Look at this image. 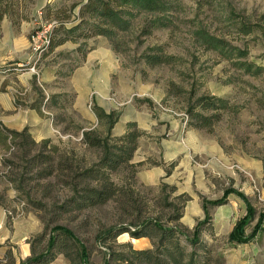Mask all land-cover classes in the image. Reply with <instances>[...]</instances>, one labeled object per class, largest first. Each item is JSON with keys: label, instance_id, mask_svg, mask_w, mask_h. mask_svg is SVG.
Segmentation results:
<instances>
[{"label": "rangeland", "instance_id": "obj_1", "mask_svg": "<svg viewBox=\"0 0 264 264\" xmlns=\"http://www.w3.org/2000/svg\"><path fill=\"white\" fill-rule=\"evenodd\" d=\"M161 1L169 7L165 14L141 13L114 42L96 37L82 51L80 43H67L47 56L44 35L56 22L52 13L74 8L75 15L86 0H19L2 22L0 66L17 70L1 80L0 124L18 133L27 129L29 138L0 145V264H22L31 251L44 252L55 226L75 234L88 250V264H127L123 259L134 251L155 252L156 238L130 235L148 220L179 231L186 252L202 264H264V0ZM159 18L165 26L148 33ZM242 24L259 30L241 34ZM205 34L243 56L226 59L210 50L201 39ZM148 55L169 60L151 66ZM256 67L260 72L252 74ZM51 96L59 104L43 100L42 117L29 110L33 101ZM201 97L228 105L208 128L195 127L189 114ZM93 106L119 114L111 137L124 135L128 124L143 133L129 164L111 175L131 199L119 195L102 206L66 212L71 172L102 158L100 149L81 140L89 130L103 136ZM45 141L59 148L58 156H51ZM44 156L53 159L44 163ZM49 171L52 176L44 175ZM100 186L87 182L78 189ZM217 201L224 204L211 205ZM205 203V248L195 250L186 241L206 219ZM248 206L255 211L244 230L248 239L231 240ZM177 211L181 218L174 222ZM48 264L69 261L58 255Z\"/></svg>", "mask_w": 264, "mask_h": 264}, {"label": "trees", "instance_id": "obj_2", "mask_svg": "<svg viewBox=\"0 0 264 264\" xmlns=\"http://www.w3.org/2000/svg\"><path fill=\"white\" fill-rule=\"evenodd\" d=\"M19 0H0V27L3 19L14 13L18 7ZM56 8V6H48L47 10ZM168 5L161 0H86V2L79 4L78 11L72 15L74 8L56 9L52 14L55 16V24L49 29L47 33V42L43 47L45 55H49L56 48L65 45L66 43L79 44L78 50L82 51V44H86L91 39L96 37H104L109 41L114 42L119 32H127L132 26V22L140 16L141 13L149 14H165L168 11ZM165 23L160 18L150 23L148 33L153 29L164 27ZM241 34L248 35L257 29L255 26L242 24L239 27ZM202 42L207 47L219 53L226 59L241 58L243 53L228 47L221 40L213 38L208 35H201ZM147 64L154 66L166 63L169 58L161 55H148L145 57ZM245 71H249L250 65H243ZM16 66L4 65L0 66V76L9 77L16 75ZM251 72V71H250ZM260 68H255L252 74H258ZM58 96H51L47 99L41 98L39 101L32 103L29 108L35 110L41 117L42 101L47 104H59L56 99ZM200 108L205 111H217V114L209 117L203 116L200 113L193 111ZM228 108L227 102L224 99L216 97H201L197 100L196 105L191 107L189 114L195 118L197 128H208L220 120L219 111ZM92 111L96 117L97 123L104 126L103 136H100L96 130H89L83 132L82 143L90 149H100L102 158L97 164H94L85 169L71 172L72 186L71 192L73 196L68 200L63 208L66 212L71 210L82 211L84 209L102 206L110 201H113L116 196L127 197L130 200L131 196H126L125 189L116 186L112 180V173L119 172L120 168L126 166L131 161L134 152L137 149V141L143 136L142 132L134 130V124L126 126V132L120 137H111L112 129L118 124L119 114L110 111L106 113L101 107L93 106ZM20 137L29 138L28 130L24 129L21 133L9 131L0 124V145H5L9 141L12 143ZM26 143V140L24 141ZM50 142H43L44 147H48L51 156L59 155V148L55 145H49ZM44 156L43 162H51L52 157ZM62 158V157H61ZM53 159V158H52ZM71 169V168H69ZM52 176L53 171L44 173V175ZM43 175V174H42ZM96 182L101 184V188H81L78 189L82 183ZM67 183L66 186H70ZM243 198V196H242ZM70 203V206H67ZM207 203L203 204V211L205 213V220L199 223L192 234V239L186 241L193 249L205 248L200 239V233L203 226L209 219ZM222 202H214L212 206H221ZM255 211L249 206L246 214L237 220L231 233V240L240 243H245L244 230L250 224L254 217ZM181 218V213L177 211L173 217V221L177 222ZM264 219V215L259 218V223ZM258 225L255 229H258ZM142 231H138V230ZM136 232H130L134 239L143 237H150L157 239V247L155 252L139 251L132 252L133 258L123 259V263L132 264L130 261L138 262L139 264H202L198 257L193 253H187L185 246L181 242V233L173 228H164L158 221L148 220L144 227H139ZM126 231H119L116 235H121ZM256 232V231H255ZM58 255H64L69 261V264H88L89 253L87 248L80 242L75 234L62 226H55L51 230L46 250L40 254L35 255L31 251L29 257L22 264H48L56 259ZM8 264H13L9 261Z\"/></svg>", "mask_w": 264, "mask_h": 264}, {"label": "crops", "instance_id": "obj_3", "mask_svg": "<svg viewBox=\"0 0 264 264\" xmlns=\"http://www.w3.org/2000/svg\"><path fill=\"white\" fill-rule=\"evenodd\" d=\"M6 18H7V17H5V18L3 19V21H4ZM3 21H2V22H3ZM2 22H1V27H0V33H1V28H2ZM66 44H67V43H66ZM87 62H89V61L87 60ZM12 77H14V76H12ZM9 78H11V76H9V77H3V76H0V89H2L1 80H2V79H4V80H8ZM2 90H4V88H3ZM34 102H35V101H33L32 103H34ZM32 103H31V104H32ZM31 104H30V105H31ZM30 105H29V106H30ZM29 110H30V111H33L34 113H36V114L40 117V115H39L35 110H33V109H31V108H29Z\"/></svg>", "mask_w": 264, "mask_h": 264}, {"label": "built area", "instance_id": "obj_4", "mask_svg": "<svg viewBox=\"0 0 264 264\" xmlns=\"http://www.w3.org/2000/svg\"><path fill=\"white\" fill-rule=\"evenodd\" d=\"M48 31H49V30H47V32H46L45 35H44V45H45L46 42H47V33H48ZM44 45H43V47H44Z\"/></svg>", "mask_w": 264, "mask_h": 264}]
</instances>
